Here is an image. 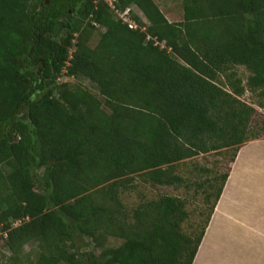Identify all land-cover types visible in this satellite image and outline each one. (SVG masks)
Wrapping results in <instances>:
<instances>
[{
	"label": "trees",
	"instance_id": "16d2710c",
	"mask_svg": "<svg viewBox=\"0 0 264 264\" xmlns=\"http://www.w3.org/2000/svg\"><path fill=\"white\" fill-rule=\"evenodd\" d=\"M114 3L147 23L129 28L105 0H0V264H192L227 172L189 230L181 198L128 207L122 193L136 176L181 184L177 163L233 147L231 161L264 137L239 99L264 100V0H182L178 22L154 0Z\"/></svg>",
	"mask_w": 264,
	"mask_h": 264
},
{
	"label": "crops",
	"instance_id": "0c3cea01",
	"mask_svg": "<svg viewBox=\"0 0 264 264\" xmlns=\"http://www.w3.org/2000/svg\"><path fill=\"white\" fill-rule=\"evenodd\" d=\"M154 1L169 22L182 20V0ZM192 264H264V137L244 142L229 161Z\"/></svg>",
	"mask_w": 264,
	"mask_h": 264
},
{
	"label": "rangeland",
	"instance_id": "374dc122",
	"mask_svg": "<svg viewBox=\"0 0 264 264\" xmlns=\"http://www.w3.org/2000/svg\"><path fill=\"white\" fill-rule=\"evenodd\" d=\"M113 11V15L120 19L118 13H121L122 10L115 7L114 0H105ZM176 1V0H173ZM129 15L133 18V15L137 16L142 22L147 23V20L143 16L142 12L135 6L130 5ZM178 15H181V11H177ZM96 29L92 32L88 40V44L93 47L98 39L99 33L104 30V28L95 25ZM141 28V27H140ZM143 30V28H141ZM162 46L163 43H160ZM73 47L69 49L71 53ZM249 72L243 67L238 66L236 68V76L242 79V83H245V80ZM223 80V79H222ZM67 81L72 85L79 84L87 89H89L94 94H98V88L95 83L90 79L84 77H65L61 76L58 79V82ZM240 100L252 106L255 109V113L251 118L250 129L253 133H258L261 128V122L264 121V100L259 96L258 91H249L248 89L243 92L239 97ZM234 148H225L218 151H212L209 153L199 154L193 158L186 159L176 164L175 174L181 176L183 182L181 184L174 185H150L148 183H143L139 181V178L136 176L134 178V186L125 190L122 193L121 199L128 206L133 207L138 204L140 201L147 199H156L160 195H172L177 196L185 201V209L188 212V218L183 223V228L189 230L192 224H200L206 217L207 210L209 209V204L204 201V189L207 188V191L213 193L215 188H208L207 181L214 183V180L219 178L222 174H225L228 170V164L232 157ZM216 184L215 186H217ZM212 201V198L210 199ZM17 223H15L16 225ZM194 227V226H193ZM2 236H5L4 233L0 230V252L6 253L4 250V242ZM117 240L112 238H107L100 245H116ZM86 249H94V244L84 243ZM34 243L27 244L24 249L29 250L34 248ZM96 247V246H95ZM101 250V246L96 247V251ZM7 254V253H6Z\"/></svg>",
	"mask_w": 264,
	"mask_h": 264
},
{
	"label": "built area",
	"instance_id": "2783aa9c",
	"mask_svg": "<svg viewBox=\"0 0 264 264\" xmlns=\"http://www.w3.org/2000/svg\"><path fill=\"white\" fill-rule=\"evenodd\" d=\"M118 14L120 16V20L126 23L129 28L134 29L137 27L136 22L129 15V8H125L123 11H121V13H118Z\"/></svg>",
	"mask_w": 264,
	"mask_h": 264
}]
</instances>
